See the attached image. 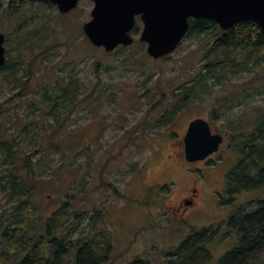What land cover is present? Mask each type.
Returning <instances> with one entry per match:
<instances>
[{
	"label": "rangeland",
	"instance_id": "1",
	"mask_svg": "<svg viewBox=\"0 0 264 264\" xmlns=\"http://www.w3.org/2000/svg\"><path fill=\"white\" fill-rule=\"evenodd\" d=\"M93 6L92 0H81L71 12L60 13L36 4L23 12L24 17L40 15L27 28L34 31L46 21L48 31L44 39L30 34L32 40L22 49V18L7 19L0 10L8 58L24 60L27 72L32 66L30 77L27 73L17 83L0 71L4 137L21 142L29 136V144L18 145L30 152L39 137L49 145L55 125L59 144H77L81 150L90 146L91 162L79 153L77 169L60 170L57 176L50 170L61 163L60 155L37 153L50 171L37 166L42 170L37 203L45 214L56 212L72 244L104 230L111 247L99 264H161L194 230L219 227L241 206L249 210L264 198V189L229 196L225 187L241 155L232 135L243 133L234 128L241 130V121L249 130L256 111H264V58L248 62L238 52L228 60L215 46V36L206 33L184 38L168 58L150 57L139 33L135 43L108 53L83 31ZM208 71L216 72L213 78L204 77ZM56 101L65 108L51 110ZM180 101L184 106L170 114ZM198 116L225 134L226 142L213 160L191 164L185 160L183 138L189 121ZM78 149L68 148L69 157ZM184 197L195 204L178 206ZM219 228L218 239L208 246L209 264H219L239 243L237 232ZM257 259L264 264V252Z\"/></svg>",
	"mask_w": 264,
	"mask_h": 264
},
{
	"label": "trees",
	"instance_id": "2",
	"mask_svg": "<svg viewBox=\"0 0 264 264\" xmlns=\"http://www.w3.org/2000/svg\"><path fill=\"white\" fill-rule=\"evenodd\" d=\"M46 2L45 0H5V3L0 2V10L6 12L7 19L22 18L20 31L24 34V43L22 44L20 40L21 49L32 40L30 34L33 39L40 37L44 39L43 31L44 33L48 31L49 22L44 21V23H40L41 27L36 26L32 28L34 31H31L27 27L31 23H38L37 18L40 15L33 13L30 17H24L23 12L32 10L36 4L56 8L53 3ZM218 32L220 33L216 35ZM203 33L215 36V46L223 50L228 60L232 58L230 54L236 55L238 52L242 53L240 56L247 58L248 62L251 59L262 60L264 58V31L253 21L239 22L231 29L224 31L213 20L190 18V30L187 36ZM233 65H237V63L233 62ZM224 66H230V64ZM238 66L246 67L245 64ZM24 67V60H18L16 63L8 58L6 64L0 67V71L5 72L8 78L14 79L13 81L17 83L18 79L22 80L27 73L30 77L32 66L28 69L29 72ZM208 72L210 75L204 77L213 78L216 73ZM61 106L66 105L56 101L51 106V110L54 111L59 107L65 108ZM181 106H184L182 101L170 114L175 113ZM5 117L2 116V120ZM60 118L61 114H58L56 116L58 123ZM239 123L241 130L239 128H234V130L240 131L243 135L235 136L233 134L232 136L234 141L238 140L234 146L236 148L239 145L237 150L241 155L238 156L236 166L229 171L226 178L225 187L229 196H234L240 191L264 189V111H256L251 127L247 128L249 130L244 131L243 129H246L242 128L244 123L241 121ZM54 126H52L53 133L48 146L42 144V139L39 137L34 141L33 151L22 152L18 144H29V136L23 138L21 142L15 138L12 140L5 138L4 135L7 131L2 128L0 120V191L2 192L0 201V264H99L102 260L107 259L111 242L104 230H98L96 231L97 235L88 236L79 240L78 244H72L70 236L61 230L65 225L59 224L56 212H51V210L45 214L37 203L36 194L39 181L37 173L42 171L37 166L39 165L43 170L49 166L48 163L41 162L42 158L36 159L38 152L40 154L47 153V155H50V152L60 155L61 163L55 167L54 171L50 170L52 168L49 169L56 174L55 176L62 173L63 171L60 170L63 169H77L78 157L76 155L79 153L85 158L90 157V146H84L81 150L78 149L77 144L63 146L56 142L55 138H58V135ZM22 131V134L29 135V130L23 129ZM32 138L35 136L32 135ZM68 148L78 149L79 152L69 157ZM91 159L90 157L88 162H91ZM50 171L46 170L48 173ZM66 204L68 203L66 202ZM249 204L252 205L248 203L246 206L248 207ZM78 214V212L75 213V215ZM92 218L94 215L91 216ZM96 218H99L98 215ZM100 222L99 219L97 224ZM222 225H226L228 232L238 233L239 243L221 258L219 264H259L257 254L264 252V198L259 199L254 208L249 210H246L244 205L241 206ZM219 227L210 225L201 230H194L178 248L169 252L168 258L161 264H209L212 255L208 246L213 240L218 239ZM131 264H142V261L136 260Z\"/></svg>",
	"mask_w": 264,
	"mask_h": 264
},
{
	"label": "water",
	"instance_id": "3",
	"mask_svg": "<svg viewBox=\"0 0 264 264\" xmlns=\"http://www.w3.org/2000/svg\"><path fill=\"white\" fill-rule=\"evenodd\" d=\"M62 12L75 8L80 0H49ZM91 19L83 28L89 40L106 51L134 41L131 31L137 16L143 22L140 40L155 59L173 53L190 28V18L214 20L222 29L251 20L264 31V0H93ZM6 36L0 32V67L7 61ZM185 158L189 162L204 160L218 151L223 135L212 133L204 118L190 122L185 137Z\"/></svg>",
	"mask_w": 264,
	"mask_h": 264
},
{
	"label": "flooded vegetation",
	"instance_id": "4",
	"mask_svg": "<svg viewBox=\"0 0 264 264\" xmlns=\"http://www.w3.org/2000/svg\"><path fill=\"white\" fill-rule=\"evenodd\" d=\"M71 12V11H70ZM137 19H140V17L138 16L137 17ZM142 30H143V27H136V28H134L132 31H131V35L133 36V38H134V41H133V43H135V35L137 34V33H139L140 34V37H141V32H142ZM139 37V38H140ZM141 43H143V44H145L146 45V47H147V43L146 42H142V41H140ZM132 43V44H133ZM120 46H124V45H120ZM120 46H118L117 48H119ZM116 48V49H117ZM116 49H114V50H116ZM113 50V51H114ZM112 52V51H111ZM109 53V52H108ZM169 56V55H168ZM167 57V56H166ZM166 57H164V58H166ZM153 58V57H152ZM153 59H155V58H153ZM159 59H161V58H159ZM156 60H158V59H156ZM195 118H197V117H195ZM194 118V119H195ZM193 120V119H192ZM191 120V121H192ZM191 121H189V123L191 122ZM188 128V127H187ZM183 142H184V138H183ZM185 144V143H184ZM219 153V151L218 152H216V153H214V154H212L211 156H209L208 158H206L205 160H202L201 162H208L209 160H213L214 158H215V156L217 155ZM199 161H196V162H193V163H191V164H194V163H198ZM193 196L195 197L196 196V189H193ZM193 204H195L194 203V200H193V198H189V197H184V198H182L179 202H178V206H181V207H185V206H189V205H193Z\"/></svg>",
	"mask_w": 264,
	"mask_h": 264
},
{
	"label": "bare ground",
	"instance_id": "5",
	"mask_svg": "<svg viewBox=\"0 0 264 264\" xmlns=\"http://www.w3.org/2000/svg\"><path fill=\"white\" fill-rule=\"evenodd\" d=\"M54 224V223H53Z\"/></svg>",
	"mask_w": 264,
	"mask_h": 264
}]
</instances>
